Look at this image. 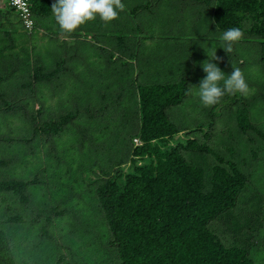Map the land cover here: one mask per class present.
Listing matches in <instances>:
<instances>
[{"label":"rangeland","instance_id":"374dc122","mask_svg":"<svg viewBox=\"0 0 264 264\" xmlns=\"http://www.w3.org/2000/svg\"><path fill=\"white\" fill-rule=\"evenodd\" d=\"M121 2L123 10L111 22L93 19L72 33L62 31L55 20L43 19L41 27L25 31L14 13L2 17L15 46L0 57V181L27 182L25 202L0 190V229L16 262H120L97 186L119 163L124 170L130 167L128 154L138 131V86L185 78L192 91L167 110L184 129L169 145L207 177L214 164L228 166L227 161L248 176L235 205L208 227L225 246L248 248L254 264H264V66L254 36L241 30V39L229 51L219 47L223 31L213 19L215 0ZM116 31L126 44L120 54L112 47ZM214 48L216 59L206 52ZM204 60L217 63L226 74L232 66L239 68L247 92L202 105L196 85L206 75L200 67ZM60 61L63 69L49 76L54 82L30 79L35 67L45 73ZM74 68L79 71L73 75ZM116 70L118 77L110 76ZM104 71L109 75L104 77ZM108 76L109 85L103 80ZM241 106L249 121L244 128L236 116ZM68 111L76 115L58 133L35 131L37 124L58 120ZM189 138L205 142L209 150L186 148Z\"/></svg>","mask_w":264,"mask_h":264},{"label":"trees","instance_id":"16d2710c","mask_svg":"<svg viewBox=\"0 0 264 264\" xmlns=\"http://www.w3.org/2000/svg\"><path fill=\"white\" fill-rule=\"evenodd\" d=\"M53 2L32 0L34 28L41 27L43 19L55 20L51 11ZM8 9L0 8V57L15 46V38L2 24L8 11L14 13ZM213 19L223 32L240 28L254 36L258 61L264 66V0H215ZM49 75L35 67L30 79L37 81ZM187 93L185 78L138 87L136 134L141 144L131 148L127 170L121 167L123 162L119 163L97 186L98 202L111 233L110 242L120 259L118 264H254L248 248L225 246L208 227L212 219L235 205L248 176L234 162L227 161L228 166L214 164L207 177L201 167L188 163L177 147L169 145L184 125L172 121L167 110L180 103ZM3 97L0 94V99ZM75 115L69 111L58 120L37 124L34 129L50 136ZM246 115L245 107L237 108V122L242 128L249 126ZM175 145L179 147L181 143ZM184 145L194 151L209 150L205 142L195 139H187ZM26 186L24 180L0 181V190L18 194L23 202L27 200ZM0 264H18L2 229ZM55 264H68V260L59 258Z\"/></svg>","mask_w":264,"mask_h":264},{"label":"clouds","instance_id":"9594fccd","mask_svg":"<svg viewBox=\"0 0 264 264\" xmlns=\"http://www.w3.org/2000/svg\"><path fill=\"white\" fill-rule=\"evenodd\" d=\"M123 7L121 0H54L51 11L59 28L65 33H72L93 19L111 22ZM242 35L240 28L225 30L221 34L219 47L226 52L229 51ZM216 49L214 48L211 53L206 51L208 56L216 59ZM200 67L206 75L196 85V94L205 107L215 105L226 93L247 92L248 85L239 68L232 66L230 74H226L217 63L210 60H204ZM188 91L191 92L192 89L189 88Z\"/></svg>","mask_w":264,"mask_h":264},{"label":"built area","instance_id":"2783aa9c","mask_svg":"<svg viewBox=\"0 0 264 264\" xmlns=\"http://www.w3.org/2000/svg\"><path fill=\"white\" fill-rule=\"evenodd\" d=\"M32 0H0V8H9L15 13L21 22L25 31H32L34 28V19L31 11ZM136 145L141 144L140 140L135 137Z\"/></svg>","mask_w":264,"mask_h":264},{"label":"crops","instance_id":"0c3cea01","mask_svg":"<svg viewBox=\"0 0 264 264\" xmlns=\"http://www.w3.org/2000/svg\"><path fill=\"white\" fill-rule=\"evenodd\" d=\"M119 31V30H118ZM118 31H116V33H115V35H114V43L116 44L115 46H114V44L112 45V47H114L115 49H114V51H118V49L121 51V52H123L124 51V49L126 48V44H125V42H124V39L122 38H120L121 36L119 35L120 33H118ZM120 36V37H119ZM107 49H110L109 47L108 48H106L105 47V49L103 48V51H107L108 52V50ZM84 53H86V49H84ZM109 53V52H108ZM117 53H119V51L117 52ZM120 54V53H119ZM110 55H108V57H109ZM62 64H63V62L62 61H60L59 62V66H56V68H53L51 71H49V72H45V74H48V73H50V75L51 76H53V75H56V73L57 72H59L60 70H62L63 69V66H62ZM78 71H79V69L77 70L76 68H74L73 69V72H72V74L74 75V74H76V73H78ZM123 73V70L121 71L120 70V72H119V77H121L120 75ZM106 74L107 75H109L108 73H106V71H104V77H106ZM49 75V76H50ZM49 76L47 77V78H41V80H42V82H45V80H49V81H53L52 80V78L50 79L49 78ZM110 76H115L116 78L118 77V70H116L114 73H112ZM110 76H108L107 77V79L105 80V78H103V80H104V82L106 81V83L109 85L110 84V80L112 79V78H110ZM102 77V76H101ZM109 78V79H108ZM100 80H101V78H100ZM54 82V81H53ZM52 86L54 87V85L52 84ZM139 87V86H138ZM69 112V111H68ZM67 113V112H66Z\"/></svg>","mask_w":264,"mask_h":264}]
</instances>
